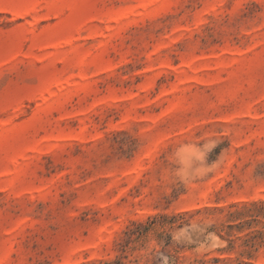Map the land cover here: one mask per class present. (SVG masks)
Wrapping results in <instances>:
<instances>
[{"label":"rangeland","instance_id":"374dc122","mask_svg":"<svg viewBox=\"0 0 264 264\" xmlns=\"http://www.w3.org/2000/svg\"><path fill=\"white\" fill-rule=\"evenodd\" d=\"M117 256L264 264V0H0V264Z\"/></svg>","mask_w":264,"mask_h":264},{"label":"trees","instance_id":"16d2710c","mask_svg":"<svg viewBox=\"0 0 264 264\" xmlns=\"http://www.w3.org/2000/svg\"><path fill=\"white\" fill-rule=\"evenodd\" d=\"M179 217H184V214L171 215V216L168 215L153 216L147 219L145 222H137V223L133 222L132 223L133 226L129 227L125 231V238L123 243L121 244L122 249H125L132 241H139L140 239H146L147 234L150 230L156 231L159 229V227L163 229L166 227H174L176 220ZM161 233H162L161 231L160 232L157 231V236H160ZM168 238H170L169 235ZM249 246L252 249H256V245L254 242H251ZM86 264H124V263L121 257L117 256L116 258L110 260H101L98 261L97 263H86Z\"/></svg>","mask_w":264,"mask_h":264},{"label":"clouds","instance_id":"9594fccd","mask_svg":"<svg viewBox=\"0 0 264 264\" xmlns=\"http://www.w3.org/2000/svg\"><path fill=\"white\" fill-rule=\"evenodd\" d=\"M217 146L218 141L215 139H208L202 145L199 143L182 144L174 153L178 165V177L183 180L187 168L193 162H203Z\"/></svg>","mask_w":264,"mask_h":264}]
</instances>
